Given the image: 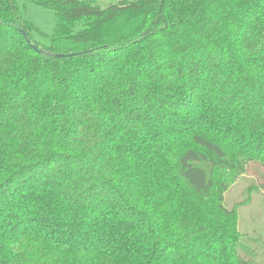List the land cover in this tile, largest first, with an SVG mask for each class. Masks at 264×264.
Here are the masks:
<instances>
[{"label":"trees","instance_id":"trees-1","mask_svg":"<svg viewBox=\"0 0 264 264\" xmlns=\"http://www.w3.org/2000/svg\"><path fill=\"white\" fill-rule=\"evenodd\" d=\"M26 2L54 27L0 0V264H264L237 213L264 194V0Z\"/></svg>","mask_w":264,"mask_h":264},{"label":"rangeland","instance_id":"rangeland-1","mask_svg":"<svg viewBox=\"0 0 264 264\" xmlns=\"http://www.w3.org/2000/svg\"><path fill=\"white\" fill-rule=\"evenodd\" d=\"M17 5L22 18L31 23L36 29V32L33 33V38L40 45H47L48 42L43 35L49 36L53 32V12L41 6L28 3L26 0H17ZM249 182L248 177L240 179L224 194V204L227 208L239 207L238 204L247 198L245 190ZM250 199L248 204H243L237 209L238 229L245 235H260L264 240V194L251 195Z\"/></svg>","mask_w":264,"mask_h":264},{"label":"water","instance_id":"water-1","mask_svg":"<svg viewBox=\"0 0 264 264\" xmlns=\"http://www.w3.org/2000/svg\"><path fill=\"white\" fill-rule=\"evenodd\" d=\"M22 36H23V37H26L25 33L22 32ZM34 49H35V48H34ZM35 50H38V49H35ZM38 52H40V53H44V52H42V51H38Z\"/></svg>","mask_w":264,"mask_h":264}]
</instances>
